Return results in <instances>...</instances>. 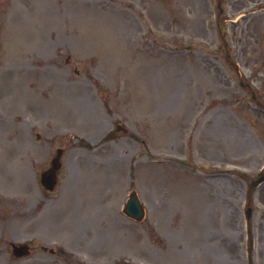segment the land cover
Wrapping results in <instances>:
<instances>
[{
    "label": "rangeland",
    "instance_id": "374dc122",
    "mask_svg": "<svg viewBox=\"0 0 264 264\" xmlns=\"http://www.w3.org/2000/svg\"><path fill=\"white\" fill-rule=\"evenodd\" d=\"M262 169L264 0H0V264H264Z\"/></svg>",
    "mask_w": 264,
    "mask_h": 264
},
{
    "label": "water",
    "instance_id": "95a60500",
    "mask_svg": "<svg viewBox=\"0 0 264 264\" xmlns=\"http://www.w3.org/2000/svg\"><path fill=\"white\" fill-rule=\"evenodd\" d=\"M59 154H60V150H58V154L57 156L52 160V168H51V172L52 175L48 173H46L43 177H42V181L46 186H49L50 188L53 186V184L55 183L54 181V177L55 174L53 173L54 170H56L59 167ZM44 178V179H43ZM262 178H260L259 180H261ZM51 184V186L49 185ZM253 184H256V182H253ZM125 212L129 215L132 216L136 219H140L143 215V208L137 198V196L135 195V193H132L130 195V198L128 199L126 206H125Z\"/></svg>",
    "mask_w": 264,
    "mask_h": 264
},
{
    "label": "bare ground",
    "instance_id": "6f19581e",
    "mask_svg": "<svg viewBox=\"0 0 264 264\" xmlns=\"http://www.w3.org/2000/svg\"><path fill=\"white\" fill-rule=\"evenodd\" d=\"M62 118H63V113L61 114V117L59 119L61 120ZM67 119H68V115L66 116L65 123H66ZM69 119H70V116H69Z\"/></svg>",
    "mask_w": 264,
    "mask_h": 264
}]
</instances>
